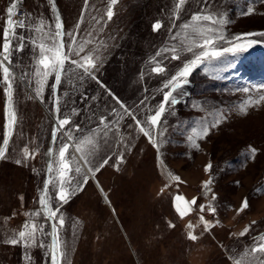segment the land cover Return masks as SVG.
Returning <instances> with one entry per match:
<instances>
[{"label":"rangeland","instance_id":"rangeland-1","mask_svg":"<svg viewBox=\"0 0 264 264\" xmlns=\"http://www.w3.org/2000/svg\"><path fill=\"white\" fill-rule=\"evenodd\" d=\"M5 1L0 0V37L7 19L6 9L2 13ZM56 3L64 30L74 31L84 0ZM21 6L25 8L26 27L16 31L25 36L26 46L23 52L13 54L12 67L36 94L31 29L40 20L54 28V13L47 0H23ZM107 6L108 0H89L78 36V41L92 40L85 53L94 49L92 54L99 57L95 75L106 87L88 77L80 80L78 74L69 72L58 95L60 114L70 116L81 127V132L74 133L77 138L96 130L102 116L111 122L119 120L107 137H97L98 149L91 157L94 166L111 157L95 173L111 207L90 177L62 206L49 186L51 205L59 207L58 215L64 218L59 229L66 253L63 264H234L235 259L243 258L255 238L264 234V101L250 103L264 95V37H248L260 42L193 70L188 83L174 93L179 103L165 115L157 152L129 116L120 119L124 110L114 97L140 120L158 106L162 90L167 91L163 84L193 58L180 44L183 35L176 40L172 36L181 32L180 25L190 22L191 14L204 5L202 0H188L175 21L170 18L173 0H118L111 20L104 15ZM248 7L254 12L243 15ZM205 10L228 21L205 25L224 35L225 41H219L218 47H229L226 41L236 35L264 32V0H211ZM101 16L104 19L97 24L93 17L99 20ZM156 21L164 25L159 31L152 30ZM67 40L65 37L66 45ZM173 46L179 50V60L162 51ZM157 52L161 55L157 56ZM157 61L166 69L163 74L151 71ZM14 77L17 123L6 158L0 161V264H49L46 249H28L32 256L28 262L23 246L5 242L29 220L26 214L41 210L38 201L47 174L46 153L54 122L50 87H45L40 103L15 74ZM53 79L49 78L48 85ZM5 86L0 82V145L5 124ZM245 106L246 112L241 111ZM217 120L218 125L211 127ZM203 126L210 128L209 134L197 139L199 148H195L187 137L192 129ZM63 142V135L58 133L54 152ZM25 147L37 154L17 164ZM252 147L257 149L256 155L248 158ZM121 154L123 161L119 162ZM209 163L212 169L206 172ZM167 172L180 180H170ZM80 179L77 176L73 186ZM209 179L211 192H206L202 185ZM177 195L188 201L197 198L193 211L184 218L174 207ZM245 197L249 206L238 212ZM210 201L215 214L207 207L201 213L199 205L207 206ZM200 215L211 225L208 231H204ZM33 219L45 233L51 232V223L43 214ZM189 222L196 225V241L188 239ZM249 226V232L240 236ZM40 240L51 243L47 235H41ZM242 264H247V258L242 259Z\"/></svg>","mask_w":264,"mask_h":264},{"label":"snow or ice","instance_id":"snow-or-ice-1","mask_svg":"<svg viewBox=\"0 0 264 264\" xmlns=\"http://www.w3.org/2000/svg\"><path fill=\"white\" fill-rule=\"evenodd\" d=\"M21 0H11L10 5L6 8L7 19L4 22L2 30V37H0V77L6 86L4 87V94L6 96L5 104V124L2 145H0V159H5L8 151L9 141L13 135L14 126L17 123V116L13 104V82L14 74L11 70L12 56L15 52H23L26 46L25 36L17 34V28H25V20H15L19 14L18 4ZM89 0H84V9L81 12L80 18L75 25V29L72 32L64 30L63 21L60 18L59 11L56 7L55 0H47V3L51 6V11L54 13V28L52 26L45 25L43 20H40L38 24L34 25L31 31L34 33L31 38L32 52L35 59V67L32 75L35 77L36 82V96L41 98L45 87H50L52 93V105L54 113L56 114V124L52 131L53 143L57 138V133H61L64 137L63 143H61L58 149L53 151L49 149L47 155L52 157L48 164L49 179L44 182V187L41 190L39 197L40 211L28 213L29 220L26 221L21 230L16 232L12 237L5 242L16 246L21 245L25 248L24 259L31 262L32 256L27 251L33 247H40L47 250L49 258V264H63L65 258V251L63 249L62 240L60 238L59 229L64 225V218L62 215H58L60 208L52 207L50 201L52 196L49 194V186L55 190V199L62 206L67 203L77 188L82 189L84 184H87L89 180V174L94 175L101 168L109 163L111 157L103 159L102 163L94 166L91 159L95 155L98 149L97 137L102 134L107 137L110 131H113L115 125L119 124V120L115 122L107 121V117H100L99 125L96 130H92L90 135H86L83 138H77L74 133L81 132L79 124H74L70 116L61 115L60 109V97L57 95L59 86L62 84V80L69 72L78 74V78L83 80L84 77H88L95 80L101 87H106L98 80L95 75L97 69V63L99 61L98 56H94L92 52L94 49L85 53L87 45L92 44V40L84 39L78 41L80 35V24L84 21V12L88 8ZM211 0H202L204 7H201L190 16V22H185L180 25L181 32H177L172 36V39L176 40L183 35V40L180 41L182 47L186 51L193 54V58L184 63L183 67L163 84L162 100L154 110H149L150 114L146 115L143 120L137 119L136 115L123 105L118 98L116 102L123 109V113L120 115V119H123L125 115L129 116L135 123L136 128L143 134L159 152L158 137L163 136L161 128L166 123L165 115L172 106L179 103L177 96L174 93H178V90L182 89L185 84L188 83V77L192 74L193 70L205 62H212L220 60L225 54L232 53L238 54L242 51H246L254 44L260 42L257 40L248 39L252 36L264 37V32L260 33H244L236 35L230 41L229 47H218L219 41H225V37L222 33L217 34V29L214 27H206L205 25H223L228 21L222 16L213 15L211 12L206 11V7L210 4ZM118 3V0H108V6L106 13L107 20H111L115 15L113 6ZM188 3V0H173V10L171 19L173 21L179 19V14L183 10L184 6ZM254 12L252 7H248L243 15H250ZM93 19L97 24L101 23L104 16H101L99 20L95 17ZM164 27L161 21H156L152 24L153 31H159ZM175 27V24H173ZM171 31V29H169ZM91 35V33H89ZM65 37L68 38L67 45ZM199 49V51H196ZM163 52L171 53V59L179 60V50L176 46L171 48H165ZM83 54V55H82ZM161 55V52H157V56ZM73 57H78L73 58ZM66 64L69 67L66 68ZM151 71L156 74H163L166 69L162 66L161 62L157 61L155 66L151 68ZM29 75L25 73V76ZM53 77V83L48 85V80ZM71 82V81H70ZM264 89V86H261ZM248 91V89H245ZM111 95V93H109ZM181 95L183 93H180ZM264 101V95H261L258 100L250 101V103L259 104ZM143 103V102H142ZM246 107L241 111L246 112ZM75 114V109L72 110ZM115 112V109H113ZM107 121V122H106ZM220 121L217 120L211 124V127H216ZM102 126V127H101ZM116 128V132H118ZM210 128L207 126L201 127L199 130L192 129V134L187 137L188 141L195 148H199V144L196 143L197 139H203L209 134ZM115 134V133H114ZM123 138H121L122 140ZM70 149L72 151H70ZM257 149L250 148V156L248 158H254ZM36 152H29L28 148L22 149V158L17 159L16 163L21 164L24 160L29 158H35ZM79 154V155H77ZM118 161H123V155L118 157ZM163 163V161H161ZM212 169L211 163L205 166V171ZM167 177L172 181H179L178 176H173L172 173L167 172ZM79 176L80 180L76 181V185L73 186V181ZM212 180L205 181L202 185L206 192H211L209 185ZM107 199V197H105ZM216 196H212L214 201ZM197 204V198L194 197L188 201L182 195H177L174 198V207L176 212L181 218L189 215L193 211V206ZM249 206L248 198L245 197L242 201L241 207L238 212L244 211ZM207 207L208 211L215 214L216 209L212 206L211 201L207 206L199 205L201 213L205 211ZM44 215L45 221H52L50 224L51 232L45 233L44 227L34 221V217ZM200 223L204 226V231H208L211 227L209 222L205 220L203 215L199 216ZM255 224V221L252 222ZM170 227L175 225L170 224ZM186 227L189 229L187 236L189 240L196 241L198 236L195 234V227L189 222ZM251 226L246 227L239 235L244 236L249 232ZM41 235H47L51 237V243L45 244L40 240ZM264 234H261L255 238L253 245L243 254V258H247V264H264ZM242 258V259H243ZM242 259H235L234 264H242Z\"/></svg>","mask_w":264,"mask_h":264},{"label":"water","instance_id":"water-1","mask_svg":"<svg viewBox=\"0 0 264 264\" xmlns=\"http://www.w3.org/2000/svg\"><path fill=\"white\" fill-rule=\"evenodd\" d=\"M55 2H56V0H55ZM56 7H57V9H58V11H59V15H60V18H61V20L63 21V19H62V17H61V12H60V9H59V7H58V5H57V3H56ZM64 24V23H63ZM11 67V70H12V72L18 77V79H20V81L25 85V87L28 89V91L41 103V101H40V99L36 96V94L34 93V91L29 87V85L24 81V79H22L21 78V76L15 71V69L12 67V66H10ZM57 95H58V92H57ZM59 96V95H58ZM52 117H53V120H55V122H56V114L54 113V110H53V114H52ZM52 145H53V142H52ZM52 149H53V146H52ZM48 151V150H47ZM54 151V150H53ZM47 154V153H46ZM46 158H47V169H48V164H49V162H50V159H52V157H49V155H46ZM2 159H0V161H1ZM49 176H50V174L48 173V170H47V174H46V178H45V181L47 180V179H49ZM89 177L93 180V182L95 183V185L97 186V188L99 189V191H100V193L102 194V196H103V198H104V201L108 204V205H110V207H111V203H110V201H108L107 199H105V197H107V195H106V193H105V191H104V189H103V187L101 186V184H100V182L98 181V179H97V177H96V175L94 174V175H91V174H89ZM51 203V202H50ZM50 223H52V221H50Z\"/></svg>","mask_w":264,"mask_h":264},{"label":"bare ground","instance_id":"bare-ground-1","mask_svg":"<svg viewBox=\"0 0 264 264\" xmlns=\"http://www.w3.org/2000/svg\"><path fill=\"white\" fill-rule=\"evenodd\" d=\"M22 2H23V0H21V2L18 4V7L21 6ZM14 19H15V20H18V18H16V17H14ZM11 66H12V65H11ZM50 113H51V112H50ZM55 124H56V122H55V120H54V122H53V128H54ZM15 125H16V124H15ZM15 129H16V128H15V126H14L13 135H12L10 141H9V145H10V143H11V140H12L13 136H14ZM52 131H53V129H52ZM57 134H58V133H57ZM56 139H57V138H56ZM52 142H53V137H52V134H51V138H50L49 146H48V149H47V150H48L47 153L49 152V149H52V146H53V150H54L55 143H53V145H52ZM55 142H56V141H55ZM9 145H8V148H9ZM77 155H79V154H77ZM107 200L110 201L109 198H108V196H107Z\"/></svg>","mask_w":264,"mask_h":264},{"label":"built area","instance_id":"built-area-1","mask_svg":"<svg viewBox=\"0 0 264 264\" xmlns=\"http://www.w3.org/2000/svg\"><path fill=\"white\" fill-rule=\"evenodd\" d=\"M19 14L16 16L18 20L24 19L25 20V8L23 6L18 7Z\"/></svg>","mask_w":264,"mask_h":264},{"label":"crops","instance_id":"crops-1","mask_svg":"<svg viewBox=\"0 0 264 264\" xmlns=\"http://www.w3.org/2000/svg\"><path fill=\"white\" fill-rule=\"evenodd\" d=\"M10 3H11L10 0H6L5 3L3 4V7H2V13L3 14H4L5 9L10 5Z\"/></svg>","mask_w":264,"mask_h":264}]
</instances>
